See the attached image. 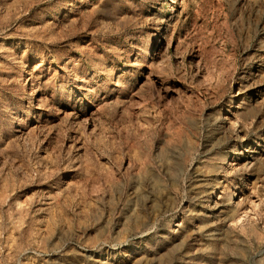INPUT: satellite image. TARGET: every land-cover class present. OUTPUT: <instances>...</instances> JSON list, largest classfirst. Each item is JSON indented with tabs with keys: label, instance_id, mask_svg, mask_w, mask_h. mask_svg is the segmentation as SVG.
<instances>
[{
	"label": "rangeland",
	"instance_id": "rangeland-1",
	"mask_svg": "<svg viewBox=\"0 0 264 264\" xmlns=\"http://www.w3.org/2000/svg\"><path fill=\"white\" fill-rule=\"evenodd\" d=\"M0 264H264V0H0Z\"/></svg>",
	"mask_w": 264,
	"mask_h": 264
}]
</instances>
